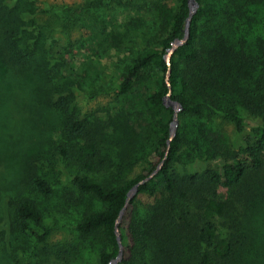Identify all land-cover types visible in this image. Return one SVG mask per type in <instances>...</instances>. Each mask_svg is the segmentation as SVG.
<instances>
[{
	"label": "trees",
	"instance_id": "obj_1",
	"mask_svg": "<svg viewBox=\"0 0 264 264\" xmlns=\"http://www.w3.org/2000/svg\"><path fill=\"white\" fill-rule=\"evenodd\" d=\"M197 1L188 39L170 66L164 55L183 35L187 0L133 4L153 12L156 31L122 68L113 88L120 105L103 123L87 118L73 96L83 89L69 72L82 37L71 33L84 30L92 39L82 13L124 0H0V174L13 188L0 191L5 264L25 254L26 239L11 241L15 232L27 236L26 264H57L53 259L69 251L48 242L39 199L55 190L50 164L70 181L69 190L98 203L79 208L75 250L86 264H109L128 190L163 158L124 208L118 264H264V0ZM168 68L170 98L182 109L167 148ZM248 119L256 121L249 128ZM224 122L233 126L231 138ZM139 162L141 171L127 178Z\"/></svg>",
	"mask_w": 264,
	"mask_h": 264
},
{
	"label": "rangeland",
	"instance_id": "obj_2",
	"mask_svg": "<svg viewBox=\"0 0 264 264\" xmlns=\"http://www.w3.org/2000/svg\"><path fill=\"white\" fill-rule=\"evenodd\" d=\"M40 4L47 1L51 4H68L80 5L87 0H37ZM150 0H124L120 5L116 2H110L103 5L102 8L93 10V13L86 14V11L80 16L87 24L93 25L92 39L84 30H75L71 33L72 39L82 37L80 46L77 47L74 54V61L69 72L79 79L80 87L73 91L77 107L84 113L87 118H98L103 123H107V117L110 109H114L116 105H120L117 97H115L114 87L119 84V74L122 68L129 62L132 56H135L146 45L151 43L157 27V19L152 11L147 7H134L133 4H143ZM169 6H177L178 0H160ZM107 6V7H106ZM58 34V33H56ZM64 39L63 37H61ZM95 39L94 51L88 50L89 40ZM150 45V44H149ZM102 87L96 93L94 85ZM248 128L256 123L255 120H246ZM223 129L229 138L233 134V126L230 123H223ZM57 136V133L55 134ZM54 152V151H53ZM51 154V151H50ZM52 161L56 166L57 161L52 157ZM143 163V162H142ZM141 162L137 163L132 169L125 174L128 177L137 175L143 166ZM14 161L10 164L13 166ZM57 167V166H56ZM49 168V182L55 187L50 197L41 200V208L44 210V223L50 228L48 238L49 244H59L69 248L65 257L53 259L57 264H86L81 258L82 254L75 248L78 246L79 238H77L75 230V220L80 207L86 204L98 203L90 200L89 197H82L71 187L70 181L64 174L53 172V165ZM58 168V167H57ZM55 168L54 170H57ZM51 169V170H50ZM9 179L5 174H0V191L13 194V188L7 187ZM72 191L71 193L67 192ZM2 194V193H1ZM70 195L74 196L70 199ZM35 196V195H34ZM77 197L80 203H75ZM39 198V197H38ZM2 234H0V249L2 250L4 242ZM25 254H27L28 239L26 235H18L16 232L12 235L13 244L23 245ZM0 250V252H1ZM22 250V249H21ZM21 254L18 264H26L30 261L28 255ZM85 257L87 254L84 255ZM93 262V256L88 257ZM0 256V264H5Z\"/></svg>",
	"mask_w": 264,
	"mask_h": 264
},
{
	"label": "water",
	"instance_id": "obj_3",
	"mask_svg": "<svg viewBox=\"0 0 264 264\" xmlns=\"http://www.w3.org/2000/svg\"><path fill=\"white\" fill-rule=\"evenodd\" d=\"M187 6H188V15H187L186 20H185V26H184V30H183V35H182V37L175 38L172 41L170 47L167 49V52L164 55V59H165V62L167 64V66H170V58H171V55L174 53V51L180 45L184 44L186 42V40L188 39L190 22H191V19H192L193 15L197 11L199 4H198L197 0H187ZM169 73H170V69L168 68L167 71H166V75H165V81H166V85L168 87V92L165 95V97L163 98L164 104L166 106H171L173 108L172 120L169 123V136H168V139H167V148L169 147V143H170V141L172 140V138L175 135L176 128H177V125H178V112L182 109V106L177 101L172 100L170 98V96H171V88H170V83H169ZM163 159L157 164V166L155 167V169L152 172H150L144 178L138 180L128 190V192L126 194V199H125L124 206L120 210L119 215H118V217H117V219L115 221V234H116V239H117L118 248H119L118 249V253L116 254V256L113 259L110 260L109 264H118L121 261V259H122L121 237H120V233H119L117 225L120 222V219H121V216H122V214L124 212L125 206L128 204L129 200L136 194V192L138 191V187L140 185L144 184L145 182H147L148 180H150L158 172V170L161 168V166L163 164Z\"/></svg>",
	"mask_w": 264,
	"mask_h": 264
}]
</instances>
